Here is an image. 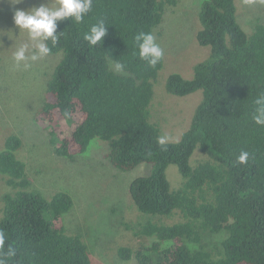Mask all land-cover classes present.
Masks as SVG:
<instances>
[{
  "label": "trees",
  "instance_id": "trees-1",
  "mask_svg": "<svg viewBox=\"0 0 264 264\" xmlns=\"http://www.w3.org/2000/svg\"><path fill=\"white\" fill-rule=\"evenodd\" d=\"M170 2L93 0L83 23H60V42L50 55L62 57L35 121L47 129L68 126L52 141L58 157L72 160L99 140L108 146L109 164L120 172L151 165L149 175L129 185L133 204L143 215L169 218L178 213L184 221L146 223L140 235L150 245L120 249L122 259L134 258L138 264H264V127L252 121L254 101L264 93V25L248 34L237 22V0L202 1L196 40L209 54L194 65L191 79L171 74L165 83L173 96L201 91L202 99L180 140L162 149L150 105L163 59L148 67L139 59L134 36L153 34ZM100 19L107 24V35L90 48L83 35ZM113 60L123 63L124 71L116 72ZM22 147L21 138L11 133L0 151V173L9 189L2 198L0 229L16 250L9 264H91L81 236L67 234L64 227L72 196L56 192L47 198L34 189L18 158ZM241 151L251 154L247 164L237 163ZM196 152L205 158L191 163ZM169 166L182 178L176 189L167 180ZM215 235L224 239L221 255L213 258L202 244Z\"/></svg>",
  "mask_w": 264,
  "mask_h": 264
},
{
  "label": "rangeland",
  "instance_id": "rangeland-1",
  "mask_svg": "<svg viewBox=\"0 0 264 264\" xmlns=\"http://www.w3.org/2000/svg\"><path fill=\"white\" fill-rule=\"evenodd\" d=\"M170 1L173 3L167 4L162 24L153 32L164 57L154 83L150 114L161 136L167 137L168 142H178L189 128L202 92L176 97L166 91V80L171 74L191 79L194 65L207 58L209 49L196 40L203 0ZM48 3L51 0H23L19 4L15 0H0V151L9 134L18 135L23 141L18 158L27 166L31 186L47 198L56 192L72 196L73 206L63 217L64 227L67 234L81 236L91 264H138L134 258L122 259L119 251L123 248L135 251L150 245L151 240L140 235L146 223L172 225L184 220L178 213L169 218L146 216L133 204L129 185L134 179L149 175L151 165L141 164L131 171L120 172L109 164L108 146L99 140H94L84 154L72 160L54 154L52 141L67 132L68 126L60 123L47 129L35 121V114L62 56L49 55L28 70L22 66L15 68L12 60L16 48L28 42L27 34L19 33L14 24V11ZM236 8L237 22L246 33H252L256 25H264V0H237ZM204 158L196 152L191 163ZM166 176L171 189L182 183L175 166L167 168ZM8 192L6 177L0 173V209ZM223 239L222 235L207 237L202 247L213 258L219 257Z\"/></svg>",
  "mask_w": 264,
  "mask_h": 264
},
{
  "label": "clouds",
  "instance_id": "clouds-1",
  "mask_svg": "<svg viewBox=\"0 0 264 264\" xmlns=\"http://www.w3.org/2000/svg\"><path fill=\"white\" fill-rule=\"evenodd\" d=\"M15 3H23V0H15ZM93 10V0H51V4H41L29 10L17 9L14 11L13 20L15 26L25 32L28 42L16 48L12 55L15 68L21 66L24 70L32 67V64L43 60L52 52V48L60 42L61 33L57 34L59 24L70 20L76 24L84 22L85 17ZM107 24L104 19L98 20L84 33L83 40L92 48L101 44L107 35ZM49 43L52 47L49 46ZM135 47L138 49L139 59L150 68H155L163 59L164 51L156 43V38L151 32H139L134 36ZM116 72L125 69L123 63L113 60ZM252 121L258 127H264V93L257 96L254 101ZM67 116V113H65ZM167 137H158L157 143L162 149H166ZM248 151H241L237 157V163L247 164L250 158ZM9 237L5 230L0 229V264H9L16 256V250L8 243Z\"/></svg>",
  "mask_w": 264,
  "mask_h": 264
}]
</instances>
